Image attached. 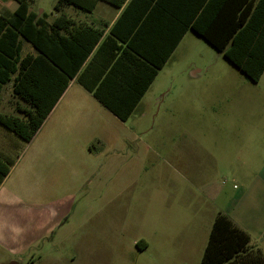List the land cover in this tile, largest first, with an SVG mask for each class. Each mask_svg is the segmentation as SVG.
I'll return each instance as SVG.
<instances>
[{
  "label": "rangeland",
  "instance_id": "rangeland-1",
  "mask_svg": "<svg viewBox=\"0 0 264 264\" xmlns=\"http://www.w3.org/2000/svg\"><path fill=\"white\" fill-rule=\"evenodd\" d=\"M54 4L34 0L31 8L49 17ZM260 121L264 127V78L251 83L188 33L124 123L118 135L126 144L90 150L86 168L94 167L93 175L82 187L77 165L57 175L50 188L52 172L40 163L45 156L35 169L29 152L21 158L0 191L7 205L0 212V264H199V252L190 261L169 258L175 252L170 239L182 226H196L201 253L216 205L230 203L245 183L239 153L246 149L237 146L236 130L243 126L251 135ZM61 184L67 188L62 197L54 192ZM208 190L221 191L215 205ZM66 197L69 208L53 212L50 204ZM54 219L60 221L49 228ZM3 222L22 225L3 228ZM37 234L45 236L36 248L12 254L14 244ZM140 240L149 242L147 250L137 248Z\"/></svg>",
  "mask_w": 264,
  "mask_h": 264
},
{
  "label": "crops",
  "instance_id": "crops-1",
  "mask_svg": "<svg viewBox=\"0 0 264 264\" xmlns=\"http://www.w3.org/2000/svg\"><path fill=\"white\" fill-rule=\"evenodd\" d=\"M130 1L125 0L120 7H115L103 0H97L91 11H84L66 4L56 8L57 0H55L53 12L49 17L43 12L37 15L32 10L31 4L34 3V0L29 4V12L36 15L35 20L38 19L39 22L45 24L48 31L52 28L58 37L70 41L61 42V45L67 50L62 51V55L58 53L57 40L51 46L52 56L61 67H68L66 55L69 53L71 45L77 44L91 49L77 73L68 81L67 86L61 93L60 84L63 78L58 76L60 71L55 65H53V68H56L58 72L46 66L48 76L45 80L44 92L38 94L40 98H43L42 107L49 108V111L29 142L23 141L0 125V169L3 170L6 165L10 166L0 183V191L16 171L15 166L17 163L28 152L30 166L33 169L38 163V157L40 155L45 156V159L42 158L40 163L46 162L45 166L48 173L52 172L50 188L53 186V180L57 179V175L62 174L64 170H70L73 165L78 167L76 169L79 180L78 187H82L83 181L93 175L92 169L94 167L86 168V165L92 164L90 151L92 148L95 146L116 148L126 144L123 137L118 135L124 132V123L151 91L159 73L188 33L198 37L191 30H188L182 36L163 66L156 70L153 80L144 90L128 119L121 121L109 109L104 107L87 88L97 90L102 99L114 103V106L121 111H125L128 102L135 99V95L140 91L150 72L154 69L155 63L153 61L162 58V49L164 48L167 31L166 17L162 12H159V9H154L153 14L148 15L147 12L141 13L143 9L139 4L129 6ZM9 4L8 0H0V16L6 19L11 18L18 7L17 2L14 8ZM139 52L143 53L148 59L141 57ZM20 55L21 57L27 55L36 57L38 52L31 44L21 39ZM149 59L152 61H149ZM54 77L57 78L58 82H52ZM243 77L247 79L244 75ZM262 78H264V71L258 82H250L258 85ZM6 90H9V99L6 101V105L3 106L2 100ZM5 107H8L10 111H1ZM31 110L32 108L27 102L13 93L10 83L2 87L0 92V114L12 115L25 120V112ZM261 121L256 124L257 126L251 127L250 131L248 130L251 135L246 134V128L243 126L238 127L236 130L239 134L237 146L240 144L241 149H246L239 153V165L241 166L239 173L245 183L236 196L231 198L230 203L223 207L216 205L217 209L211 217L208 235L216 213L221 212L239 229L247 233L250 237V245L258 248L264 255V156L262 155L264 150V127ZM66 190L67 188H64L61 184L54 192L62 197ZM207 192L208 195L206 196L215 205V200L218 199L221 191L208 190ZM9 194L12 196L11 193ZM63 199H59L60 204H50V208L54 210L53 212L63 213L66 211L62 209L64 206L67 209L69 208L70 199H67V197L65 201ZM6 206L3 197L0 200L1 213L4 212ZM59 221L54 219L49 228H54L53 226L58 224ZM13 224L16 227L22 225L20 222L2 223L3 228ZM182 228L183 232L175 234L170 239L175 252L169 258L174 261H190L195 258L198 252L201 258L206 243L200 253L197 242L198 227H192L188 224L182 226ZM43 236L45 235L37 234L33 239L19 240L13 246L12 254L18 257L23 256L28 250L36 248L35 245L39 241L43 242ZM139 242L141 246H144L141 251L149 248L147 240H140ZM18 263L23 264L22 259H19Z\"/></svg>",
  "mask_w": 264,
  "mask_h": 264
},
{
  "label": "trees",
  "instance_id": "trees-1",
  "mask_svg": "<svg viewBox=\"0 0 264 264\" xmlns=\"http://www.w3.org/2000/svg\"><path fill=\"white\" fill-rule=\"evenodd\" d=\"M14 1L18 3V7L13 16L9 19L0 16V92L4 85L10 83L13 93L27 102L32 110L25 112V120L0 114V125L23 141L29 142L49 111V108L42 107L43 98L38 94L44 92L48 76L46 66L56 72L60 71L58 76L63 78L60 84L61 93L77 73L91 48L71 45L66 55L68 67H61L52 56L51 46L57 40L58 53L62 55L61 52L67 50L61 42L70 41L58 37L52 28L48 31L45 24L35 20L36 15L29 12V4L33 0ZM96 1L57 0L56 8L66 4L91 11ZM103 1L120 7L125 0ZM136 4L142 7L141 13L147 12L151 15L154 9H159L166 17L167 31L162 58L153 61L154 69L135 95V99L128 102L125 111L102 99L97 90L87 88L121 121L128 119L144 90L153 80L156 70L163 66L188 30L219 52L249 81H259L264 71V0H131L128 5ZM21 39L38 52L36 57H21ZM140 56L148 59L143 53ZM52 82H58L57 78L54 77ZM3 168L0 169V183L8 172L7 165ZM136 246L140 251L144 248L140 242ZM199 264H264V255L258 248L250 245L247 233L239 229L225 214L217 212Z\"/></svg>",
  "mask_w": 264,
  "mask_h": 264
}]
</instances>
